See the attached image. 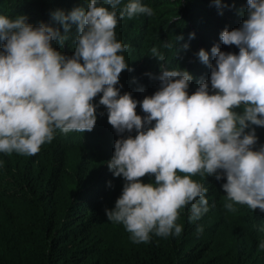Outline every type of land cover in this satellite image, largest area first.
Segmentation results:
<instances>
[{
    "label": "clouds",
    "instance_id": "clouds-1",
    "mask_svg": "<svg viewBox=\"0 0 264 264\" xmlns=\"http://www.w3.org/2000/svg\"><path fill=\"white\" fill-rule=\"evenodd\" d=\"M120 4L90 0L87 9L57 10L52 16L63 34L43 22L28 23L26 15L0 16V152L31 156L51 143L57 130L91 132L97 122L93 101L100 95L108 123L121 136L108 168L125 180L105 215L123 224L134 243L148 242L150 233L180 235L176 221L188 205L190 220L208 211V189L191 178L197 174L226 178L222 189L232 202L224 205L229 211L240 204L264 212V145L255 147V128L264 127V0H247L240 27L220 33L222 43L235 45L238 54L214 45L210 59L199 50L210 80H201L189 95L193 76L161 65V74L153 77L159 90L142 102L116 87L121 73L132 69L120 54L127 46L117 40L115 29L125 17L151 16L153 10L140 0ZM72 24L77 30L69 57L53 41L63 46ZM152 53L163 61L155 48ZM138 103L143 117L136 112ZM133 130L134 137H123ZM146 175L154 182H142Z\"/></svg>",
    "mask_w": 264,
    "mask_h": 264
},
{
    "label": "trees",
    "instance_id": "trees-1",
    "mask_svg": "<svg viewBox=\"0 0 264 264\" xmlns=\"http://www.w3.org/2000/svg\"><path fill=\"white\" fill-rule=\"evenodd\" d=\"M89 2L0 0V16L26 15L28 23L43 22L63 34L52 14L87 9ZM129 2L121 0L119 8ZM140 2L153 15L125 17L115 29L117 40L127 46L120 54L132 69L120 75L116 87L121 94L131 93L139 102L153 95L160 87L153 77H159L162 65L169 70L179 67L193 76L188 88L191 95L201 80H210V69L198 57L200 49L210 59L214 45L225 53L238 54L235 45L222 43L220 33L240 27L247 0H220L219 6L216 0ZM76 30L72 24L64 45L53 41V46L72 56ZM191 33L195 36L190 39ZM153 48L163 61L153 57ZM209 89L211 94L210 84ZM99 99L100 95L93 101L97 122L91 132L57 130L52 142L31 156L0 152V264H264V249L259 248L264 242V212L240 204H234L236 211L226 209L224 205L232 203L222 189L226 178L217 181L205 175L199 182L208 189V211L190 220L191 205L181 209L176 221L182 226L180 235L150 233L148 242L134 243L123 224L108 220L105 209L114 207L123 190L107 164L121 136L108 123L107 109L99 105ZM136 112L145 115L139 103ZM255 130V147L259 148L264 145V127ZM128 135L134 137L135 130L123 137ZM96 157L101 158V166L94 177L88 168ZM142 182H154V177H143Z\"/></svg>",
    "mask_w": 264,
    "mask_h": 264
},
{
    "label": "rangeland",
    "instance_id": "rangeland-1",
    "mask_svg": "<svg viewBox=\"0 0 264 264\" xmlns=\"http://www.w3.org/2000/svg\"><path fill=\"white\" fill-rule=\"evenodd\" d=\"M100 160L101 158L99 157H96L94 162L92 164H90L89 168H88V173L90 174H93L94 177H96L97 175V172L101 166L100 164ZM146 178L148 179H152L153 176H149V175H146L145 176ZM194 181H197V182H201L202 179L204 178V176H201L199 174L191 177ZM116 181H118V183L121 185V186H124V183H125V180L123 179V177H115Z\"/></svg>",
    "mask_w": 264,
    "mask_h": 264
}]
</instances>
